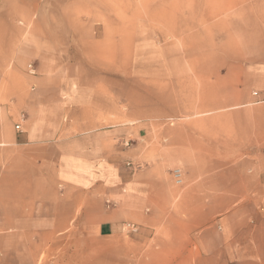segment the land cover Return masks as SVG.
I'll return each mask as SVG.
<instances>
[{"label": "rangeland", "instance_id": "rangeland-1", "mask_svg": "<svg viewBox=\"0 0 264 264\" xmlns=\"http://www.w3.org/2000/svg\"><path fill=\"white\" fill-rule=\"evenodd\" d=\"M39 64L96 96L151 197L135 234L0 225V264H264V0H0V102Z\"/></svg>", "mask_w": 264, "mask_h": 264}, {"label": "crops", "instance_id": "crops-1", "mask_svg": "<svg viewBox=\"0 0 264 264\" xmlns=\"http://www.w3.org/2000/svg\"><path fill=\"white\" fill-rule=\"evenodd\" d=\"M41 68L32 71L28 100L0 102V225L8 236L40 239L87 242L118 236L126 223L135 234L152 185L125 166L132 153L122 150V128L105 125L96 96ZM204 241V234L195 241L201 256L210 248Z\"/></svg>", "mask_w": 264, "mask_h": 264}, {"label": "built area", "instance_id": "built-area-1", "mask_svg": "<svg viewBox=\"0 0 264 264\" xmlns=\"http://www.w3.org/2000/svg\"><path fill=\"white\" fill-rule=\"evenodd\" d=\"M30 66L31 65H29V67ZM18 127H19V125L17 124L16 128H18ZM173 176L175 177V180H176L177 183H181V173H180L179 169H175L173 171ZM125 226H126V228H128L130 230L134 229V225L131 224V223H126Z\"/></svg>", "mask_w": 264, "mask_h": 264}]
</instances>
